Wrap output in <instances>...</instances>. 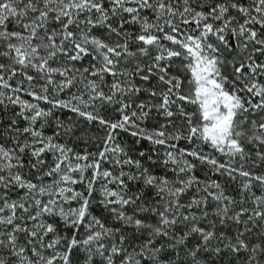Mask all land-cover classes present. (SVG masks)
Returning <instances> with one entry per match:
<instances>
[{
  "label": "snow or ice",
  "instance_id": "1",
  "mask_svg": "<svg viewBox=\"0 0 264 264\" xmlns=\"http://www.w3.org/2000/svg\"><path fill=\"white\" fill-rule=\"evenodd\" d=\"M0 264H264V0H0Z\"/></svg>",
  "mask_w": 264,
  "mask_h": 264
}]
</instances>
